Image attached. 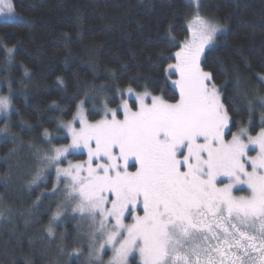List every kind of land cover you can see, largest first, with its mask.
I'll return each instance as SVG.
<instances>
[{"label": "snow or ice", "instance_id": "obj_1", "mask_svg": "<svg viewBox=\"0 0 264 264\" xmlns=\"http://www.w3.org/2000/svg\"><path fill=\"white\" fill-rule=\"evenodd\" d=\"M190 3L188 35L178 40L171 23L165 31L169 54L161 51L157 61L174 62L162 69L160 94L139 72L123 86L125 72L112 68L100 84L74 74L69 103L46 106L61 115L39 138L24 139L33 125L23 117L13 131L11 117L20 110L11 65L21 42L8 47L0 38V85L7 88L0 94V228L12 224L19 242L18 220L27 229L48 216L29 237L23 264H264V74L251 89L236 76L226 100L228 69L221 64L226 79L218 84L205 64L227 24L203 15L201 0ZM0 16H15V0H0ZM88 63L94 81L100 73ZM21 68L18 91L27 101L31 70ZM56 84L64 99L66 79L58 76ZM78 155L86 159H70Z\"/></svg>", "mask_w": 264, "mask_h": 264}, {"label": "trees", "instance_id": "obj_2", "mask_svg": "<svg viewBox=\"0 0 264 264\" xmlns=\"http://www.w3.org/2000/svg\"><path fill=\"white\" fill-rule=\"evenodd\" d=\"M15 13L13 20L0 21V38L8 47L21 42L14 49L15 60L11 65L13 88L17 89L12 99L20 115L13 113L11 118L17 125L13 131H19L21 117L33 125L31 131L27 128L24 130V139L28 140L30 137L39 138L44 128H55V118L61 115L60 112L44 109L52 100L69 103L74 91V74H78L81 81L100 84L105 82V69L112 68L118 73L125 72L121 82L123 86L127 76L139 72L151 81L150 87L160 94L165 84L162 69L169 62H174L162 58L159 63L157 61L161 51L169 54L165 50V31L171 23L177 39H184L188 35L186 22L193 15V8L188 0H15ZM201 13L219 19L228 27L227 36H221L215 50L208 53L205 70L215 72L216 82L220 84L226 79L220 71L221 64L228 69L226 100L233 91L236 76L240 77L245 87L251 89L258 82V74H264V0H205ZM17 17L24 20L16 23ZM64 33H68L67 38ZM176 50L173 48L171 52ZM66 57H70L67 63ZM90 60L100 73L94 81L88 63ZM3 62L4 54L0 51V64ZM22 64L31 70L32 77L31 80L25 78L29 93L27 101L18 91L20 85L17 80L23 76ZM3 75L0 71V76ZM58 76H63L67 81L64 99H61L62 90L56 84ZM139 83L143 85L144 79ZM261 94H264V89ZM72 107L74 109V103ZM244 115L247 119L246 113ZM64 118L69 119L70 116ZM98 118L90 117L92 120ZM37 119L41 121L40 124L36 123ZM256 123L259 124V112L256 113ZM232 131H236V128ZM258 131L257 126L251 134L255 135ZM3 150L0 149V154ZM83 157L78 155L71 158ZM50 187L51 183L48 184ZM0 191H3L2 187ZM47 219L45 215L42 224L31 225L27 229L18 220L16 231L24 233L19 236V242L10 235L9 230L13 225L4 224L0 228L2 264H10L13 257L16 264H23L22 253L29 251V237L37 236ZM67 229L70 238L72 224H68ZM33 246L40 248L42 242L35 240Z\"/></svg>", "mask_w": 264, "mask_h": 264}, {"label": "rangeland", "instance_id": "obj_3", "mask_svg": "<svg viewBox=\"0 0 264 264\" xmlns=\"http://www.w3.org/2000/svg\"><path fill=\"white\" fill-rule=\"evenodd\" d=\"M189 1V3H190V0H188ZM204 1L205 0H201V6H202V4L204 3ZM191 4V3H190ZM192 5V8L194 9V7H195V5H193V4H191ZM204 15V14H203ZM15 16H16V13H15ZM15 16H13V17H5V16H0V21H11V20H13L14 18H15ZM0 94H7V88L5 87V86H3V85H0ZM99 119V118H98ZM0 127H3V117L2 116H0ZM228 138L230 139L231 138V136H228ZM69 142V141H68ZM67 142V143H68ZM60 143V142H59ZM64 143V142H63ZM252 155H255V152H252L251 153ZM70 159H72L71 157H70ZM81 159H86V156H84L83 158H81ZM81 159H72L73 160V162H76V161H78V160H81ZM67 165V162H65V166ZM53 178H54V172H53ZM51 187H52V184H51ZM51 187H50V189H51ZM105 259H107V257H105ZM137 264H138V261H137Z\"/></svg>", "mask_w": 264, "mask_h": 264}]
</instances>
